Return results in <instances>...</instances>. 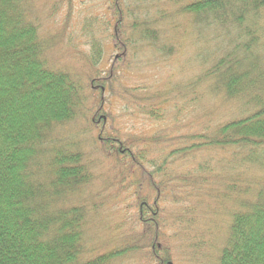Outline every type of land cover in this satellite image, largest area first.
<instances>
[{
  "label": "trees",
  "instance_id": "obj_1",
  "mask_svg": "<svg viewBox=\"0 0 264 264\" xmlns=\"http://www.w3.org/2000/svg\"><path fill=\"white\" fill-rule=\"evenodd\" d=\"M98 2L100 17L84 28L92 37L90 62L96 75L88 85L80 75L50 67L28 0H0V264H113L148 245L157 264H171L170 246L159 242L164 229H190L207 216L215 228L230 201L237 208L229 213V236L218 264H264V183L249 199L232 196L245 190L238 184L239 170L255 164L257 153L264 151V0H187L181 5L166 0L177 7L168 17L158 9L151 12L160 0ZM101 20L104 37L109 32L112 46L122 50L114 58L118 65H110L104 76L98 74L103 42L94 33V22ZM165 31L172 34L163 35ZM192 32V43L201 50L190 61L197 72L178 91L171 86L170 98L161 100L147 95L145 86H124L122 114L165 124V104L176 107L177 99L188 100L192 114V103L217 95L234 102L238 115L197 131L184 133L176 127L150 136L119 128L108 113H100L105 109L103 95L110 94L125 58L136 57L131 49L147 45L158 59L165 58L173 54L171 44L182 53ZM197 36L215 43L214 50L207 54ZM86 86L92 93V127L98 129L95 146L105 157L114 156L115 168L126 171L117 175L116 186H133L138 197L149 185L132 219L146 231V242L119 240L110 250L89 257L84 256L86 211L75 202L90 181L89 166L76 142L56 137L59 127L86 115L91 97ZM175 141L179 146L165 153L164 144ZM187 165L184 172H175ZM133 173L141 179L136 185L130 183ZM123 190L117 188V194ZM92 195L94 212L104 203L101 190ZM167 201L178 208L169 225L161 209Z\"/></svg>",
  "mask_w": 264,
  "mask_h": 264
},
{
  "label": "rangeland",
  "instance_id": "obj_2",
  "mask_svg": "<svg viewBox=\"0 0 264 264\" xmlns=\"http://www.w3.org/2000/svg\"><path fill=\"white\" fill-rule=\"evenodd\" d=\"M28 1L30 19L36 24L40 37L46 46L45 55L50 67L64 70L73 75H80L89 85L91 77L95 75L90 62L92 37L87 36L88 32L84 28L85 24L91 21L93 17H96V15L100 17L101 10L98 8L101 5H99L98 0ZM175 1L181 5L187 0ZM151 8L152 13L158 9V12H163L167 17L169 13L177 9L176 5L169 4L166 0H160L157 6ZM180 20L183 21V18H180ZM94 23L97 24L94 27L95 38L103 42L102 60L98 65L100 69L98 74L104 76L110 65H118L114 58L116 55H120L122 50L114 47V45L112 46L113 40L112 37L110 38L109 32H107L106 38L104 37L103 20ZM171 34L170 31H165L163 35ZM193 36L194 32L190 37V43H183L182 53L177 54L175 46L171 44L173 54L161 59L152 54L147 45L137 50L131 49L136 57L131 58L128 55L127 59L125 58L124 69L118 72L117 82L113 83L110 94L105 93L103 95L105 109L104 112L100 113L103 115L108 113V119L111 120V117H113L119 128L150 136L154 133L172 131L176 127L184 129V133L190 130L197 131L201 130L206 123L216 124L238 115V106L234 102H223L220 96L217 95H206L201 102L192 103L194 108L192 114H190L188 100L177 99L176 107H174V103L171 105L165 104L162 106L165 107L163 110L167 120L165 124L152 122L144 115L130 117L122 114L121 111L125 106H123V100L120 96L123 94L124 86H136L138 84L145 86L147 95L161 100L166 97L170 98L169 89L171 86L176 87V91H178L180 85L184 83V79L197 72L196 63L190 65V61L201 50L197 45H193ZM200 43L206 47L207 54L216 47V44L210 41L200 40ZM149 59L153 60L152 63L145 64L144 62ZM188 60L189 64L184 67L185 62L187 64ZM89 88L87 86L85 88L86 94L91 95L86 103V115H78L73 122L64 125L62 128L59 127L57 129L59 133L56 134L59 139L60 137L63 138L64 143L76 142L83 154L84 163L89 166L90 181L79 192L80 197H75V202L86 211L85 218L87 221L84 227V243L87 251L84 256L88 257L110 250L118 244L119 240L128 244L132 241L146 242V236L142 237V235H146V231L136 225L132 219L133 214L136 212V209H134L136 202L141 197L146 198L149 192L145 191V189L149 190L148 184H145L147 188L144 187L139 192V195L142 196L138 197H136L137 194L133 193L136 189L133 186H130V188H126V185L116 186L117 175L126 171L119 168L118 165L115 168L114 156L108 154V158L105 157V151L102 152L101 147L97 146L96 148L95 146L97 144L98 129L95 130L92 127V93L88 91ZM99 101L100 96L95 99L96 104ZM175 145H178L177 141H175V144L174 142L165 143L164 152L167 153ZM162 148L159 147L158 149ZM257 157L255 164H248L243 167L244 170H239V187L246 190L250 186L248 193H245L244 190L242 193L232 194L233 198L235 196H247L249 199L255 196L256 189L264 183V151L262 153L258 152ZM92 163H97V165H92ZM188 166L175 168V172H184ZM92 171L95 174L93 179ZM132 176L130 183L135 181L136 185L137 182L141 181L138 174L133 173ZM119 187L124 188V190L117 194V188ZM97 190H101V198H103L101 202L104 204L98 210L92 212V199H96V197H92V193L95 195ZM203 196L207 200L206 202L214 205V201L210 196L205 194ZM149 197V199H153L155 195L151 192ZM234 203L230 201L224 209H221L222 215L220 219L218 217L219 221L215 228L210 225L208 216H205L206 218L200 217L198 223L190 229H164L165 234L163 238L159 239V242L170 246L171 264H218L221 249L229 236L231 220L229 213L237 208V204ZM161 209L164 210L168 219L167 225H169L170 218L177 214L178 208L167 201ZM216 211H219V208ZM92 213L96 214L92 215ZM92 216H95V218H92ZM122 221L124 222L123 225L120 224ZM150 250V245H148L143 249L129 252L113 264H157Z\"/></svg>",
  "mask_w": 264,
  "mask_h": 264
}]
</instances>
